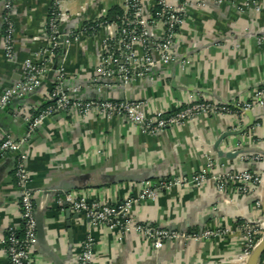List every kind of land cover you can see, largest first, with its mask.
<instances>
[{
  "label": "crops",
  "instance_id": "1",
  "mask_svg": "<svg viewBox=\"0 0 264 264\" xmlns=\"http://www.w3.org/2000/svg\"><path fill=\"white\" fill-rule=\"evenodd\" d=\"M247 1H192L180 31L177 60L163 68L152 85L142 81L121 95L93 83L103 34L85 33L84 26L105 18L114 7L124 10L125 0H61L59 14L65 19L60 31L72 34L74 40L42 61L45 74L34 94L0 111V142L6 136L16 141L26 137L28 122L52 101L58 77L63 78L67 93L78 89L70 95L76 101L121 100L128 94L145 102L148 118L156 112L171 114L195 102H220L229 111L200 115L155 135L142 133L123 115L81 118L62 111L47 117L26 144L30 187L37 212L43 213L44 227V240L35 245L31 264H55V260L75 264L89 237L95 245L92 264H235L241 252L235 225L262 218L251 200L261 198L264 185L250 196L236 195L233 187L221 194L209 179L199 188L179 185L160 191L154 201L134 206L135 222L182 234L159 251L133 231L122 234L105 226L90 229L85 220L67 212L63 196L75 193L87 202L115 205L136 197L146 180L155 184L165 177L189 179L205 168L208 159L223 164L225 174L239 170L264 173L261 163H245L241 156L217 158L214 151L221 134L246 124L247 119L239 115L240 106L255 88L264 86V0H252L257 7ZM11 5L12 59L4 54L0 15V93L19 78L25 62L39 63L37 54L48 45L44 26L51 0H11ZM255 115L258 119L252 128L225 138L218 150L263 151L264 109ZM15 164L13 154L0 151V264H7L3 242L8 228L21 227ZM222 228L231 233L200 241L192 238Z\"/></svg>",
  "mask_w": 264,
  "mask_h": 264
},
{
  "label": "built area",
  "instance_id": "2",
  "mask_svg": "<svg viewBox=\"0 0 264 264\" xmlns=\"http://www.w3.org/2000/svg\"><path fill=\"white\" fill-rule=\"evenodd\" d=\"M192 1L197 0H125L122 16L114 23H98L94 27L85 29L93 35L102 33L99 43V64L95 71L94 82L108 87L123 88V92L142 81L152 85L161 74L163 68L173 64L179 57L177 47L180 31L186 20V9ZM226 0H219L223 2ZM55 8L51 17L44 26L48 34V45L45 51L37 54L39 63L27 61L21 69L18 79L0 93V111L13 100L25 98L34 94L41 86L45 74L43 60L59 53L70 46L74 40L70 33L60 31V23L65 19L59 14L61 0H52ZM247 5L257 7L252 0ZM151 7L152 10H146ZM153 11H156L154 14ZM13 8L11 0H0V15L3 18L5 31L3 34L4 54L7 59L13 56L12 24ZM84 33V32H83ZM63 42H60V38ZM63 78H57L59 83L53 86L51 99L54 105L46 108L38 116L28 122L27 135L24 139L14 140L6 136L0 142V151L13 154L16 158L15 180L20 195L19 212L20 228H8L4 239V249L7 255V264H31L36 244L35 202L33 190L30 187L31 176L27 171L26 144L33 131L43 121L56 112H73L81 118L99 115L110 119L115 115L125 116L133 125L140 128L142 133L155 135L164 132L172 126H180L185 121H191L197 116L224 115L229 109L222 103L195 102L169 116L156 112L154 117L148 118L145 112V102L131 100H90L83 102L74 100L70 95L77 94L78 89L64 93L62 91ZM257 108H264V86L257 87L251 93L247 102L240 106V117L245 118L243 112ZM261 153H264L261 151ZM245 163H261L264 165V156L260 153L247 152L241 156ZM223 164L217 160L208 159L204 169L189 179L165 177L155 184L143 182L136 197L107 205L100 202H87L75 193L63 196V203L69 212L77 219L85 220L90 229L105 226L110 230L127 234L131 231L140 235L149 243L154 251H159L165 243L177 242L182 234L171 232L166 228L150 224H140L132 218L134 206L148 201H154L160 191H169L174 186L201 187L212 180L217 192L225 193L227 187H233L236 195L250 196L255 188L264 185V173H255L248 170H239L230 174L223 173ZM255 208L261 210L260 201L255 202ZM262 219V218H261ZM261 219L242 221L235 225L238 233L241 252L235 259V264H246L250 254L263 234ZM19 231L21 233H19ZM227 228L207 230L200 236H192L196 241L211 238H220L230 234ZM94 243L88 238L81 247L75 264H92ZM264 264V255H263Z\"/></svg>",
  "mask_w": 264,
  "mask_h": 264
},
{
  "label": "water",
  "instance_id": "3",
  "mask_svg": "<svg viewBox=\"0 0 264 264\" xmlns=\"http://www.w3.org/2000/svg\"><path fill=\"white\" fill-rule=\"evenodd\" d=\"M65 33V32H64ZM60 42H63V38L61 37ZM53 75L52 72L49 73V77L51 78ZM55 83H59L58 80H55ZM94 84H97L99 82H94ZM113 90H118L120 92V94L122 95V93H124V89L123 88H117V87H110ZM62 91L64 93L67 92V90L65 88L62 87ZM132 99L130 98V96L128 94H126L125 96H121V101L123 102H129ZM15 101V100H13ZM12 101V102H13ZM11 102V103H12ZM264 108H257L251 111H244L243 114L245 116V118L247 119V122L245 125H243L241 128H239L238 130H232L229 132H225L223 134H221V136L217 139L216 143L214 144V151L216 153L217 158H227L230 160H234L239 156H242L243 154L247 153L246 151L242 150V149H238L236 151L233 152H229V153H223L221 151L218 150V147L220 145V143L227 137L230 136H236V135H240L245 133L247 130H249L250 128H252L255 125V122L257 121V115H255L256 113H258L260 110H262ZM257 153H260L261 155L264 156V153H261L259 151H256ZM147 181V180H146ZM144 181V182H146ZM257 201H260L261 203V214H262V219H261V223L263 226V234L261 236V238L259 239L258 243L256 244L254 250L252 251V253L250 254L246 264H260L261 263V259L264 255V193L261 196V198L255 199L253 198L251 200V203H255ZM34 202H35V198H34ZM35 208H36V202H35ZM67 210V209H66ZM37 212V208L35 209V221H36V244H40V242H43L44 240V227H43V213H36ZM67 212H69V210H67ZM70 213V212H69ZM55 264H63L57 260H55Z\"/></svg>",
  "mask_w": 264,
  "mask_h": 264
},
{
  "label": "trees",
  "instance_id": "4",
  "mask_svg": "<svg viewBox=\"0 0 264 264\" xmlns=\"http://www.w3.org/2000/svg\"><path fill=\"white\" fill-rule=\"evenodd\" d=\"M51 4H52V6H51V8L49 10L48 20L51 17L52 11L55 10L52 0H51ZM153 13L155 14L156 11H153ZM122 14H123V10L121 8L114 7L108 12L107 16L105 18L101 19L100 21H98V23H101V22H103V23H114V22H117V20L122 16ZM95 24L96 23H86L84 27H85V29H87L89 27H94ZM4 31H5V27L2 28V34H4ZM87 33L90 34L89 31ZM52 89H53V87H52ZM53 105H54V101H51L50 103L42 106L41 108H39L38 112L34 114V116H38L46 108H48L50 106H53ZM169 115L170 114H166L165 117L169 116ZM240 222H242V221H240ZM20 230H21V228H20ZM19 233H21V232L19 231ZM260 264H262V263H260Z\"/></svg>",
  "mask_w": 264,
  "mask_h": 264
}]
</instances>
